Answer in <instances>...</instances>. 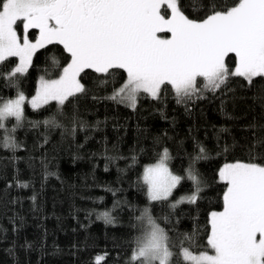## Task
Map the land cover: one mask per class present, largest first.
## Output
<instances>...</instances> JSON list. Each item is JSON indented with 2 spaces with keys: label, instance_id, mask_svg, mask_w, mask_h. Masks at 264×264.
Wrapping results in <instances>:
<instances>
[{
  "label": "trees",
  "instance_id": "1",
  "mask_svg": "<svg viewBox=\"0 0 264 264\" xmlns=\"http://www.w3.org/2000/svg\"><path fill=\"white\" fill-rule=\"evenodd\" d=\"M181 3L190 18L204 15L193 13L190 0ZM69 61L63 45L52 43L37 48L26 73L14 78L8 73L17 57L0 62V103L17 92L33 94L39 79L59 76ZM235 61L234 53L225 58L230 70ZM78 78L83 93L63 105L52 100L34 109L25 102L19 124L9 117L0 130V264H97L98 257L100 264H132L136 239L150 229L145 209L168 236L172 264H184L181 247L211 250L209 213L223 207L226 188L219 167L246 161L250 149L264 163V143L253 148L264 141V77L249 83L230 76L215 92L204 89L180 103L165 84L159 98L139 92L134 108L111 99L125 83L123 69H85ZM8 135L14 146H4ZM199 146L203 159H196ZM165 149L182 179L166 200H150L143 166ZM190 168L202 181L199 198L173 208L194 191Z\"/></svg>",
  "mask_w": 264,
  "mask_h": 264
},
{
  "label": "snow or ice",
  "instance_id": "2",
  "mask_svg": "<svg viewBox=\"0 0 264 264\" xmlns=\"http://www.w3.org/2000/svg\"><path fill=\"white\" fill-rule=\"evenodd\" d=\"M190 3L194 14L204 15L190 18L181 0H0V62L19 58L8 73L14 78L26 73L37 48L63 45L70 62L59 79L41 78L30 101L34 109L52 100L63 105L69 97L83 93L85 87L78 77L85 69L103 74L123 69L126 82L111 99L126 100L133 108L139 92L159 98L165 84L180 103L204 89L215 92L230 76L243 77L249 83L264 77V0H233L230 6L217 0ZM30 29L39 30L35 42L29 39ZM160 33L170 36L162 38ZM229 53L236 57L234 70L225 63ZM198 78L204 81L201 86ZM25 99L23 92H17L15 99L0 103V130H5L9 117L19 124ZM261 143L264 141H257L253 148ZM4 146H14L11 135ZM204 153L199 146L196 159L205 158ZM167 159L165 149L157 164L145 168L143 179L150 200H166L182 179L169 171ZM256 160L250 149L246 161L225 163L219 169L226 189L222 211H212L208 221L207 246L214 254L181 247L178 255L184 264H264V163ZM188 179L193 181L194 191L171 207L196 203L202 181L191 168ZM101 215L112 222L108 212ZM145 216L150 229L136 239L132 264H172L176 254L167 234L147 209ZM195 236L194 230L185 238L192 241ZM102 259L98 257L97 264Z\"/></svg>",
  "mask_w": 264,
  "mask_h": 264
},
{
  "label": "rangeland",
  "instance_id": "3",
  "mask_svg": "<svg viewBox=\"0 0 264 264\" xmlns=\"http://www.w3.org/2000/svg\"><path fill=\"white\" fill-rule=\"evenodd\" d=\"M168 11L170 12V10H168ZM17 31H18V33H20V27L17 28ZM159 35H160L162 38H168V37L170 36V33H160ZM38 36H39V30L37 29L36 35H35L33 38H31V37L29 36V39L32 40L33 42H35V40H36V38H37ZM69 62H70V61H69ZM69 62H68V63H69ZM18 63H19V58L17 57V64H18ZM68 63H67V64H68ZM17 64H16V65H17ZM16 65H15V66H16ZM66 66H67V65H66ZM66 66H65V67H66ZM234 68H235V64H234L232 70H234ZM62 73H63V71H62ZM62 73H61V74H62ZM61 74H60V75H61ZM60 75L57 76V77H55V78L44 79V80H56V79H59ZM78 79H79V78H78ZM40 81H41V79L38 80L37 88H36V90H35V92H34L33 94H31V95H29V96H26V95H25V98H26V99H25V102L28 103L30 106H31V103H30L31 98L36 94V91H37V89H38L39 86H40ZM125 82H126V80H125ZM123 84H124V83H123ZM15 98H16V95H15L14 97H11V98H8V99L3 100L1 103H3V102L6 101V100H9V99H15ZM125 101H126V100H125ZM126 102L129 104L128 101H126ZM31 107H32V106H31ZM163 153H164V152H163ZM163 153L161 154V156L163 155ZM161 156H160L157 160H155V161L147 162V163L144 164V166H143V172H142V177H144V171H145V168L157 164V163L160 161ZM232 162H235V161H230V162H225V163H232ZM225 163L221 164V166L219 167V169H220ZM166 164H167V167H168L169 171H170L173 175H177V176H180V177H181L182 174L175 173V172H173V171L169 168L167 161H166ZM218 173H219V170H218ZM146 186H147V184H146ZM225 189H226V188H225ZM147 192H148V186H147ZM222 209H223V207H222L221 209H219V210H213V211H222ZM211 212H212V211H211ZM211 212H210V213H211ZM210 213H209V217H210ZM210 230H211V229H210ZM200 252H201V251H200ZM208 252H209V254H214L212 250H209ZM197 253H199V252H197Z\"/></svg>",
  "mask_w": 264,
  "mask_h": 264
}]
</instances>
